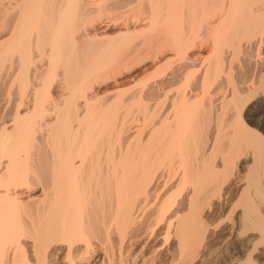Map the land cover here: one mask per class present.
Instances as JSON below:
<instances>
[{
	"label": "bare ground",
	"instance_id": "6f19581e",
	"mask_svg": "<svg viewBox=\"0 0 264 264\" xmlns=\"http://www.w3.org/2000/svg\"><path fill=\"white\" fill-rule=\"evenodd\" d=\"M263 245L264 0H0V264Z\"/></svg>",
	"mask_w": 264,
	"mask_h": 264
},
{
	"label": "rangeland",
	"instance_id": "374dc122",
	"mask_svg": "<svg viewBox=\"0 0 264 264\" xmlns=\"http://www.w3.org/2000/svg\"><path fill=\"white\" fill-rule=\"evenodd\" d=\"M130 84V83H129ZM129 84H127V86H126V88H128V89H132V90H135V89H137L138 88V86H134L135 85V83L133 84L132 82H131V84L129 85ZM132 85V86H131ZM131 86V87H130ZM108 87V86H107ZM106 86H104V87H102L101 89H102V91H105V89H108ZM227 245H224V249H223V251H225L227 248ZM226 248V249H225ZM262 248H264V245L263 246H261V251H262Z\"/></svg>",
	"mask_w": 264,
	"mask_h": 264
}]
</instances>
